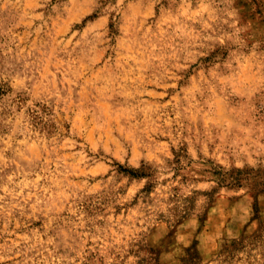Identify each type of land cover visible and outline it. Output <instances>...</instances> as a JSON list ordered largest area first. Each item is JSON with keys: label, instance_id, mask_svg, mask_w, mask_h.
<instances>
[{"label": "rangeland", "instance_id": "374dc122", "mask_svg": "<svg viewBox=\"0 0 264 264\" xmlns=\"http://www.w3.org/2000/svg\"><path fill=\"white\" fill-rule=\"evenodd\" d=\"M264 264V0H0V264Z\"/></svg>", "mask_w": 264, "mask_h": 264}, {"label": "trees", "instance_id": "16d2710c", "mask_svg": "<svg viewBox=\"0 0 264 264\" xmlns=\"http://www.w3.org/2000/svg\"><path fill=\"white\" fill-rule=\"evenodd\" d=\"M153 264H159V262L156 261V262H154ZM184 264H195V263H194V260H193V258H192V260H190V261H189V259L184 260Z\"/></svg>", "mask_w": 264, "mask_h": 264}]
</instances>
